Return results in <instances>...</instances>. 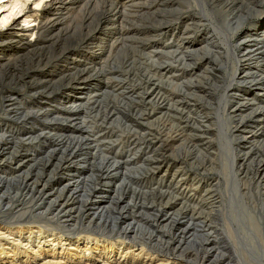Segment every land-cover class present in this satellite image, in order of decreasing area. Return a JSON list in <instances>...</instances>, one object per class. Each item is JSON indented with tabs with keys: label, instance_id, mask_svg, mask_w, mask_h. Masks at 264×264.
<instances>
[{
	"label": "rangeland",
	"instance_id": "obj_1",
	"mask_svg": "<svg viewBox=\"0 0 264 264\" xmlns=\"http://www.w3.org/2000/svg\"><path fill=\"white\" fill-rule=\"evenodd\" d=\"M62 8L46 16L38 13L44 27L38 39L33 38L36 45L27 53L18 54L21 50H17V39L12 38L5 40L1 51L13 60L0 75V133L8 141L5 149L1 147L5 153L0 155V170L6 177H31L27 182L35 178L37 185L27 198L18 197L24 193L18 191L22 184L17 178L1 183L0 209L12 214L30 213L31 206L39 204L50 214L55 211L61 216L59 222H63L71 217L81 219L86 213L89 216L82 220L98 213L94 219L97 220L98 208H104V220L113 222V218L122 216L118 219L120 228L133 223L128 237L135 243L151 238L149 246L145 243L136 247L117 238V233L110 239L102 238L121 246H115L119 251L114 252L117 254L111 261L105 263L99 258L95 264H180L187 260L195 264L197 257L192 254L199 251L200 234L210 231V238L220 239L210 243L213 254L205 258L206 263L219 264L217 256L225 255L226 247H232L225 240V224L234 226L233 237L242 235L252 242L248 247L246 242L235 239L237 253L232 252L233 259L229 257L231 264H240L244 259L250 264H261V249L247 227L253 222L264 224V177L262 172L255 174L262 162L256 153L264 155V121L250 113L253 107L264 103V83L249 105H241L235 111L230 104L241 103L244 94L253 91L250 87L256 85L252 82H256L258 70L264 68L251 63L248 76L241 79L240 74L231 79L236 95L229 100V110L224 111L226 101L222 95L227 82L232 83L231 68L237 70L231 43L225 37L227 23H241L239 33L250 29L264 18V0H64ZM260 39L245 47L257 48ZM192 40L195 43L187 48ZM261 54L264 56V50ZM74 93L81 94L77 102L81 108L64 115L70 121L49 119L63 109L62 97ZM158 94L162 100L151 101ZM34 109L48 110L47 119V112L36 116ZM239 120L243 122L237 128ZM79 123L83 126L77 127ZM4 124L6 128L2 127ZM255 127H259L257 134ZM50 129L58 133L68 130L72 136L84 137L86 144L79 151L90 162L96 152L94 164L100 163L103 156L118 163L112 171L118 173L110 179H92L96 188L110 182L101 186L106 193L100 201L89 193L71 206L48 205V200L56 195L47 196V190L71 175L65 167L68 161L55 168L60 153L45 157L44 151L56 146H49L51 140L38 134ZM49 159L51 162L43 167L42 162ZM17 162L20 170L16 169ZM122 184L127 192L116 193L115 188ZM119 198H124L123 203H117ZM159 206L170 213L171 222H179H172L173 226L165 221L159 223L162 210L155 211ZM39 221L57 233L45 221ZM84 227L74 226L80 232ZM71 233L66 232L75 239ZM8 237L13 244L20 242L18 236ZM50 250L52 247H45L44 256L38 259L31 255L27 259L32 264L57 260L84 263L69 261L64 255L60 258V248H53L55 255ZM18 262L0 260V264Z\"/></svg>",
	"mask_w": 264,
	"mask_h": 264
},
{
	"label": "bare ground",
	"instance_id": "obj_2",
	"mask_svg": "<svg viewBox=\"0 0 264 264\" xmlns=\"http://www.w3.org/2000/svg\"><path fill=\"white\" fill-rule=\"evenodd\" d=\"M30 4L31 5L34 4V8H30V10H28ZM63 5H64V0H39V1L38 0H0V75L4 74V71H3L4 67L7 68L9 66L8 64L10 63V61L13 60V57H11L9 54H6L7 52L1 53V51L3 50L4 45H5L4 44L5 40L7 41L8 38L17 39V42H16V44L18 45L17 50H21L18 52V54L24 53V52L27 53L28 49H30L36 45V41H34L33 38L36 36L38 39V34L43 30V27H44V24H43L41 18H39L40 15H38V13L44 12V15L46 16L48 14V12L62 10ZM30 13H32V14H30ZM45 16H43L42 18H45ZM262 20H264V18H262ZM262 20L255 23L254 25L251 26L250 29L243 31L242 33H239V30H238V27L240 26L241 23L237 22L236 25L229 23V22L227 23L228 34H225V37H226V41L231 43V47H230V49L232 51L231 54L233 56L234 63L236 65L237 70L236 69L232 70V68H231L230 82L232 81V83L229 84V82H227V84L225 85V88H224V95H222L226 101L224 111L227 110L229 107V100H231V98L235 97V95H236V93H235L236 90L232 89L233 80L236 79L237 76L240 74H243V75H242V77H240V76L239 77L241 79H244V76L247 75L251 69V67H250L251 63L252 64L256 63L258 68H264V56H263V54H261L262 51L264 50V32H263L264 31V21L262 22ZM196 22H198V21H196ZM262 32H263V34H262ZM235 36H237V38L235 39V44H233L232 41H233ZM258 37H260L261 39L258 42L257 48H253L251 46H248V48L245 47V44H248L250 41H255L254 39H256V38L258 39ZM208 40L211 41L210 38H208ZM194 43H195V40L194 41L192 40L191 44H189L186 47L190 48V47H192V45ZM181 44L185 45V43H183V42ZM233 45H234V47H233ZM252 45H254V44H252ZM255 45H256V43H255ZM236 48H238L237 49L238 51L236 50ZM198 52H200V50H198ZM18 54H15V56L17 58L19 57ZM260 70H262V69H260ZM260 70H258V74H257L258 76H255V77H258L256 79V82H252V84L254 83V85H256V86L250 87L253 91H249L250 92L249 94L248 93L244 94V97L241 98L242 99V101H240L241 103H238L239 105L237 103H236V105H233V106H232V104H235V103L230 104L231 105L230 108L233 107L232 109L236 111L239 109V107H241V105H245V106L249 105V102L252 101V96L255 97V95L258 93V90H261L260 87L264 83V70H262V71H260ZM84 71H85V69H84ZM260 74L263 75V77L259 76ZM250 75L252 76L251 73H250ZM231 79H233V80H231ZM149 80L150 79L148 78V82H149ZM243 82H245V81H243ZM250 95H251V97H250ZM80 96H81V94L74 93L73 95H68V96L62 97L63 102L61 103V107H63V109L59 110V112L57 111V113H54L53 117L49 118V119L55 120V121L56 120L70 121L69 120L70 118L68 119L67 117H64V115L68 114L69 112H71L73 110L75 111V110H78L81 108L80 104L77 103V102H80V101H78V100H80L79 99ZM88 96H86V100L89 99ZM152 98H154V99H151V101L154 100V101L158 102V101L162 100L160 94L153 95ZM19 107H22V106H19ZM251 110L252 111L250 113H252V117H257L259 120L262 119V121H264V103L260 102V105H258V107L257 106L253 107ZM25 112H27V111H25ZM31 112H29V113H31ZM33 112L36 114V116L43 113V112H47V113H44L45 119H47L46 115L49 114L48 110L46 111L43 109H42V111L35 110ZM33 112H32V114H33ZM27 113H23V114L26 115ZM260 114H262V118H261ZM12 115L15 116V114H12ZM241 117H243V116H241ZM21 118H24V117H21ZM45 119H43V120H45ZM49 119H48V121H49ZM241 122H243V121L239 120L238 125L236 126L237 128L241 126L240 125ZM73 123H74V121H73ZM68 125H70V124H68ZM76 126L82 127L83 125L81 126V124L79 123ZM2 127L6 128L7 126L4 124V126H2ZM261 129H263V128H261ZM258 130H259V127L254 128V132H256L255 134H257ZM5 131H7V130L5 129ZM2 133L3 132L0 133V152L2 150L1 147H3L5 149L4 145H6L8 143L6 135H4ZM38 135L39 136L44 135V136L48 137L52 142V143L50 142L49 146H56V148H52L50 150H45L44 152H46L45 153L46 156L45 155L44 156L49 158L55 152L60 153L58 156V162L56 163L55 168H60V166L63 163H66L68 161L69 164H67L65 167L67 168L66 170L68 172H71V175H69L70 178L59 179V182L61 181L63 183H61L57 187H51L49 190H47L48 191L46 193L47 196L56 195L55 197H53V199L48 200V205H50V204L55 205L56 204L58 206V208L64 207L65 204H70V206H71V205H74L77 202H79L80 199L87 198L89 193L94 198H97L100 201L103 197V193H106L103 190V187H102V189H100L101 186L107 185L110 182L105 181L103 184L99 185L98 188H96L97 185L92 184L94 182L92 179H98V178L99 179H110V177H112L113 175H116L118 173V172L112 173V171L116 169V166H118V163L110 162L109 158H106L103 156L100 158V163L94 164L93 160H94V158H96V154H97L96 152H94V154H92V159L90 162V160L85 155L81 156L84 153H80V151H79V150H82L84 148V146L82 144H84V145L86 144L84 141L85 138L84 137L81 138L79 136H72L68 130L61 131L60 133L53 132V131H51V129L47 130V131L41 130ZM232 136H233L232 137V141H233V140H235V135H232ZM19 138L21 139V137H19ZM36 140H38V139H35V141ZM18 142H19V140H18ZM26 142H27V140H26ZM254 144H256V143H254ZM259 146H261V145H259ZM252 147H255V146L253 145ZM262 150L264 151V149H262ZM10 151H12V150L10 149ZM4 153L5 152L3 150V152H1L0 155H2ZM85 154H87V153H85ZM256 155H258V156L261 155L260 158H261L263 163L260 162V166L257 167L255 174H258V172H260V173L262 172L263 177H264V168L259 170L260 168L263 167L262 165H264V155L260 154L259 152H257ZM78 156H81V157L77 158ZM45 157H43V158L45 159ZM12 159H14V157H12ZM51 160L52 159H49L46 161L44 160V162H42L43 167H45L47 164H49V162H51ZM60 160H63L65 162L60 161ZM0 168H3V166L0 165ZM16 169H18V170L21 169V165L18 164V162L16 164ZM97 171H101V172L98 174ZM0 173H3V172L0 170ZM3 175H4V173L2 174V176H0V184L5 183V182L9 183L10 180L14 179L13 177L17 178L20 181L19 183H21L22 186L18 189V191L21 193H24V195L21 196L18 194V197H27L28 198V195L30 193H33V188L36 187V185H37L36 184L37 181L35 180V178L33 179V182H31V181L27 182L31 178L29 176H23L22 177V175H19V176L14 175L13 177H6L7 174H5L4 176ZM64 175L66 177L65 173H64ZM38 180H40V179H38ZM48 180H49V178H48ZM238 186H239V184H238ZM124 188H125V186L123 187V184L121 186L116 187L115 188L116 193L127 192L124 190ZM212 189H213V187H212ZM161 192H163V191H161ZM1 199H2V197H0V201H2ZM64 199H65V201H63ZM169 199L171 200V198H169ZM117 200H118L117 203H123L124 198H119ZM37 204L38 203H36V205ZM169 204H170V202H168L166 204V207ZM38 205L33 207V208L31 206L32 211L30 213L16 212L15 214H12V213H8V210L2 211L0 209V218L4 217V218H1L2 222H0V257H1L0 260L1 261L10 260V263H11L14 260H16L17 262L19 260V262H18L19 264H25V263L26 264H32V261L27 259L28 257H30L32 255V257L39 259L40 257L45 255V253L43 251L45 247H50V248L52 247V251L51 250L50 251H51V253H54V255H55V251L53 250V248L57 247V248H60V251H58L57 255L60 254L61 255L60 258L63 255L66 256L67 260H69V261L74 260V262H79L81 260H84L83 264H85V263L86 264H95L98 261V259L100 258V260L107 263L108 261H111V259L117 254L114 252L119 251V250L115 249V246L118 247L121 245H119V244L115 245L113 243H107V241H103L102 238L110 239V235L113 236V234L117 233L118 234L117 238H121L124 241L127 240L126 242L130 243L132 247H136L137 245L141 246V245H144L145 243H146V245L149 246V244L151 243V238H149L148 240H145L142 244L135 243V241H134L135 239H133V240L129 239L128 236L131 234L129 232L133 231V228H134L133 223L129 222L125 225H122V227L120 228L118 225V219L122 216H120L119 218H116V217L113 218V222H109V220H104V216H103L104 210H105L104 208L103 209L98 208L100 211V216L98 217L99 219H97V220H94V219L96 217V214H98V213H94L93 218L86 220L87 222L85 220H82V218L89 216L86 213L85 215H83V217L81 219L79 217H77V218L71 217L72 219L70 218V219L63 220V222H59L61 219L60 218L61 216H58V214H56L55 211L53 214H50L48 211H46L47 209H45V208L41 209ZM86 206H92V204L86 205ZM72 209H70V211ZM77 209H78L77 212L79 213L80 207ZM161 210H162V212H161ZM155 211H156V213H159V212L162 213V214H159V217H158V220H160V218H162L159 223H161L162 221L163 222L165 221V222H169V224H167L168 226L169 225L171 226L173 223L175 224V223L179 222V220H176V221H172L173 222L172 223L171 219L173 217L171 216L172 218L170 219V215H169L170 213H168L167 210L165 211V208H162L161 206H159V209H156ZM48 213L51 215L50 218L47 216V215H49ZM172 214H174V213H172ZM3 215H5V216L8 215L9 217H5ZM163 217H164V219H163ZM39 220L45 221L47 223V225L52 228V231H57V233L51 232L50 228L45 226L44 223H42V224H44V226H41L42 224H40ZM77 224L85 225V227L82 229L85 231L84 232H82V230H81V232L77 231V229L74 228V226ZM232 226H233L232 224H225V227L223 226L225 228L224 230H226L225 240L230 241L232 244L231 245L232 247L230 249L226 247L225 250L227 253L225 255L221 254V255L217 256L216 259L218 261L216 260V263L220 262L219 264H231L229 257L233 256L232 252L237 253V250L235 247L236 246L235 239L238 241L246 242L248 244V247H249V244L252 243L248 239V237H244L242 235H239L238 238L233 237L232 229L234 226L233 227ZM263 226H264V224H262V223L253 222L251 225H249L247 227L248 232H251V235H252V233L254 235V237H252L253 238L252 240L255 241V245L261 249V254L259 255V257L262 259V262L259 261L261 264H264V227ZM41 227L43 228V230L41 229ZM237 228L239 229L238 226H237ZM101 229H103V230H101ZM66 232L67 233L72 232L69 235H76L75 239L71 238L70 236H67ZM210 232H208V233L204 232V233L200 234L201 244H200V248L198 249L199 251H197L195 254H192V255H196L195 258L197 257V259L194 258L195 264H205L207 257H209L210 255L213 254V249L209 248V245H210V243L214 242L213 240H218V239H220V237L215 236L214 239L212 237L210 238ZM25 233H27V236H24ZM104 233L109 234V236H106V234H104ZM217 234H220V233H217ZM8 235L18 236L17 239H20V242L13 244V241L9 240ZM63 236H65V237H63ZM23 241H26V242L23 243ZM133 241H134V243H133ZM249 242H251V243H249ZM5 244H6V246L3 247ZM120 244H122V243H120ZM7 248H9V249L7 250ZM120 248L121 247H119L118 249H120ZM201 248H202V250H201ZM47 249H49V248H47ZM73 250L75 252H71ZM91 250L94 252H92ZM150 250H151V248H150ZM166 254L167 253H165V255ZM91 255H92V258L89 257ZM47 256H49V255H47ZM102 256H106L107 258H103ZM43 258H45V257H43ZM94 258H97V259H94ZM243 261L240 262V264H250V261H248V260L244 259ZM185 263L186 264L187 263L192 264V262L190 260L189 261L187 260L186 262H180V264H185ZM41 264H73V263L68 262L66 260H64V261L57 260L55 262L54 261H47V262H43Z\"/></svg>",
	"mask_w": 264,
	"mask_h": 264
}]
</instances>
